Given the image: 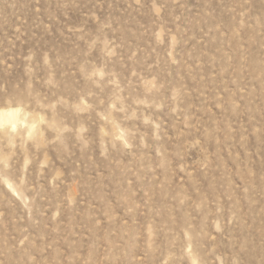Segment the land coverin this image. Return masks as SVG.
Segmentation results:
<instances>
[{
    "label": "rangeland",
    "instance_id": "374dc122",
    "mask_svg": "<svg viewBox=\"0 0 264 264\" xmlns=\"http://www.w3.org/2000/svg\"><path fill=\"white\" fill-rule=\"evenodd\" d=\"M0 118V264H264V0H0Z\"/></svg>",
    "mask_w": 264,
    "mask_h": 264
},
{
    "label": "bare ground",
    "instance_id": "6f19581e",
    "mask_svg": "<svg viewBox=\"0 0 264 264\" xmlns=\"http://www.w3.org/2000/svg\"><path fill=\"white\" fill-rule=\"evenodd\" d=\"M6 114V113H5ZM9 116V115H8ZM1 119V118H0ZM13 126V124H11Z\"/></svg>",
    "mask_w": 264,
    "mask_h": 264
}]
</instances>
